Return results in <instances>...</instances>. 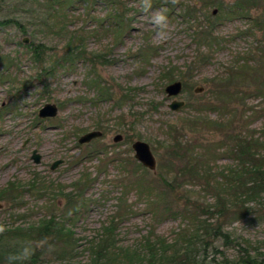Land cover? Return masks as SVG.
<instances>
[{
	"label": "rangeland",
	"instance_id": "rangeland-1",
	"mask_svg": "<svg viewBox=\"0 0 264 264\" xmlns=\"http://www.w3.org/2000/svg\"><path fill=\"white\" fill-rule=\"evenodd\" d=\"M207 1L133 0L120 15V8L110 0H0V24L14 22L0 25V190L15 181L35 184L25 189V204L20 209L11 210L8 202L0 201L2 230L8 226L26 229L54 215L60 221L70 219L67 227L82 250L105 223L118 217L119 237L124 244H134L153 229L159 236L172 238L184 227L180 218H173L166 210L168 204L177 206L179 197H183L179 210L184 209L187 198L202 206L215 203L216 193L204 180L184 183L178 193L163 183L170 170L178 173L184 166L175 160L168 166L171 152L161 144L166 140L165 125L183 127L196 108L208 104L219 107L222 94H213L216 83L211 79L229 69L238 57L249 53L259 56L264 46L260 49L261 32L250 31V19L228 17L216 22L221 15L216 3L223 2L228 9L234 0H213L215 6ZM261 3L264 5V1ZM259 6L250 11L252 18L263 12L264 7ZM186 7L195 8L196 14L191 16L196 21L182 16ZM157 13L166 17L161 26L153 22ZM209 22L215 23L219 46L200 49L194 31ZM61 25L66 26L65 32H61ZM75 33L83 39L78 46L83 45L87 53L106 54L105 65L93 68L83 61H76L72 67L60 65L69 49L67 35ZM33 42L47 45L43 64L35 63L30 56L28 47ZM198 50L212 55L211 62L194 69ZM250 59L251 65L257 64L256 56ZM39 74H43L42 81ZM258 75L247 74L244 82L228 89L249 95L245 105L225 96L224 109L205 113L211 122L228 118L231 131L206 123L181 133L184 140L193 141L197 152L210 150L212 168L222 170L234 165L224 147L232 144L229 136L264 137V98L255 94L261 82ZM94 79L104 90H110V98L98 100ZM179 81L183 84L181 94L168 97L165 88ZM200 87L203 91L197 93ZM128 92L130 97L121 101ZM173 101L185 105L173 111L169 107ZM48 103L57 105L58 115L39 118L40 109ZM232 110L237 118L230 117ZM99 121L102 129H98ZM92 131H102L103 136L88 144L78 142ZM117 135L123 136L121 142L114 141ZM136 141L150 146L157 163L155 170L136 159L132 148ZM34 150L41 155L40 164L31 159ZM98 152L102 155L93 159ZM100 158H118L124 165H103ZM58 161L60 164L52 169ZM183 179L190 181L188 176ZM161 195L168 200L163 201ZM256 207L254 216L230 220L226 227L234 241L230 247L224 246L223 240L215 242L227 256L233 257L247 246L264 251V206ZM86 259V253L79 257L81 261ZM48 264L57 263L52 260Z\"/></svg>",
	"mask_w": 264,
	"mask_h": 264
},
{
	"label": "trees",
	"instance_id": "trees-1",
	"mask_svg": "<svg viewBox=\"0 0 264 264\" xmlns=\"http://www.w3.org/2000/svg\"><path fill=\"white\" fill-rule=\"evenodd\" d=\"M130 1L133 0H128L127 3L122 0H110V3L120 8L122 13L119 14L124 15L128 10L125 5L130 3ZM261 1L264 0H234L228 6V9H226L223 2L216 3L221 12L216 22L228 17L250 19L253 24L250 31L258 30L261 32L263 38L260 41L261 49L264 46V10L258 18L250 16L251 10L261 7L259 5L264 7ZM206 3L214 5L215 1L210 0ZM186 10L187 12L184 9V15L182 16L191 21H196V18L191 16V13L196 14L195 8L191 7ZM117 18L122 17L118 16ZM12 22L9 20L2 22L0 25ZM214 26L215 23L212 22H209L206 26H196L193 36L200 49L205 47L211 50L219 46V38L216 36ZM65 29L66 26L61 25V32H65ZM67 36L70 37L68 42L69 49L67 54L64 55L65 58L61 60L62 63L60 65L62 67H72L76 61L89 63L93 68L97 64L105 65L106 54L87 53L83 45L78 46L83 40L78 33ZM28 49L35 63L43 64L45 62L47 49L45 43L33 42ZM258 54L259 56L249 53L245 57H238L229 69L217 73L211 79V82L216 83V89H214L213 94L215 96L216 94H222L220 97L222 103L219 107L209 106L208 104V107L196 108L194 114L184 120L186 125L183 127L165 125L166 140L161 144L171 152L168 158L170 160L167 161L170 163L168 166H172V160L182 162L184 166L180 168L178 173L170 170L165 176L163 183L169 189L178 193L182 184H194L191 180H204L207 188L216 193V200L213 205L202 206L187 198L184 209L179 210L177 207L178 203L183 201V197H179L175 201L177 206L173 207L172 204H168L169 206L166 210L173 218H180L184 227L175 232L172 238L159 236L155 234L153 229L134 244L123 243L119 237V225L116 222L118 217H113L102 226L98 235L89 241L82 250L80 249L82 246L77 243L78 241L72 239V231L67 227L68 224H71L70 219L60 221L61 218L51 215L45 220L28 225L26 229L23 227L10 228L8 226L7 228L5 227V230L0 231V264H48L52 260L57 264H264V251H262L261 247H241L237 255L229 257L221 248L215 245L217 240H223L224 246L230 247L234 242L231 234L226 231L230 220H242L245 217L254 216L256 214V206H264V137L229 136L228 138L230 141L232 140V144L224 145V147L232 156L231 160L234 165L222 170L212 168L213 161L208 148L197 152L198 147H194L192 140L186 141L181 137L184 129L195 130L193 129L194 127L196 128L199 124L206 123H213L211 125L213 127L226 128L231 131L232 128L229 127H232V122L228 118L220 120V122L219 120L211 122L207 118V114L213 110L220 111L224 109L226 105L225 96L226 99L228 97L237 98L242 105H245L249 95L244 93L243 90L237 91V89L229 92L228 89L244 82L247 79L245 78L247 74H259L257 78L259 79L260 77L261 82L259 81L260 86L255 94L264 98V52L261 51ZM255 56L258 60L256 61L257 66L251 65L252 60L250 57L254 58ZM211 57L212 55L198 50L197 61L195 65L194 63L192 64L195 66L194 69L202 68L209 64ZM192 70V67L188 69L189 79L191 78L190 72ZM47 73L50 74L49 71ZM47 73L45 75H48ZM169 76L170 73H167V78ZM38 77L42 81L43 74H39ZM168 80H171V78ZM93 83L95 88L98 89V100L102 101L111 97L110 90H104L101 82L94 79ZM129 97L128 92L123 95L121 101ZM1 114L2 111H0ZM230 115L232 119L237 118L235 110H232ZM97 124L99 127L100 121ZM216 152L212 153L213 157L216 156ZM95 155H93V159L99 158L102 152H98ZM101 161L103 165L123 162L118 158L108 159V161L101 159ZM120 165H124V163ZM186 176L190 178V181L184 182V179L182 180V177ZM86 182L87 180L84 179V184ZM28 186L22 182H10L8 187L0 190V201L8 202L11 205V210L20 209L25 204L23 202V196L27 192L25 189L30 190L35 187V184H28ZM77 186L79 189V184ZM146 191H150L151 194L155 192L154 189H146ZM140 192L143 193L142 191ZM166 197L168 196L161 195V198H164L163 201L168 200ZM70 198L72 197L70 196ZM129 210H131L130 207L127 212H130ZM75 213L77 214V212ZM20 217H25V215ZM261 218H264V213ZM1 227L0 225V229ZM41 243L44 244L40 246ZM82 253L87 254L85 261L79 260Z\"/></svg>",
	"mask_w": 264,
	"mask_h": 264
},
{
	"label": "water",
	"instance_id": "water-1",
	"mask_svg": "<svg viewBox=\"0 0 264 264\" xmlns=\"http://www.w3.org/2000/svg\"><path fill=\"white\" fill-rule=\"evenodd\" d=\"M170 1V0H167ZM217 10L214 11V14H216ZM24 43H28V40L25 39ZM183 90V84L181 82H175L169 86L166 87L165 92L168 95V97H177L181 94ZM203 88H198L197 89V93L198 92H202ZM185 105V103L183 101H173L169 107L171 110L173 111H178L180 110L183 106ZM59 113V109L57 107V105L53 104V103H48L46 104L40 111H39V118L41 119H48V118H55ZM102 135L101 132L98 131H92L89 132L85 135H83L82 137H80L79 139V143L80 144H88L90 143L92 140L100 137ZM118 139H120L121 137H117ZM133 149L135 151V157L136 159L146 168L150 169V170H155L156 169V159L150 149V146L142 141H137L136 143H134L133 145ZM32 160L34 161V163L36 164H40L41 163V155L38 153L37 150L33 151L32 154ZM61 161L56 162L53 166L52 169H55Z\"/></svg>",
	"mask_w": 264,
	"mask_h": 264
},
{
	"label": "clouds",
	"instance_id": "clouds-1",
	"mask_svg": "<svg viewBox=\"0 0 264 264\" xmlns=\"http://www.w3.org/2000/svg\"><path fill=\"white\" fill-rule=\"evenodd\" d=\"M157 26H161L166 22V17L162 13H157L154 16V21H153ZM2 231V229H0Z\"/></svg>",
	"mask_w": 264,
	"mask_h": 264
},
{
	"label": "flooded vegetation",
	"instance_id": "flooded-vegetation-1",
	"mask_svg": "<svg viewBox=\"0 0 264 264\" xmlns=\"http://www.w3.org/2000/svg\"><path fill=\"white\" fill-rule=\"evenodd\" d=\"M98 129H102V121L100 122V126H99ZM98 132H101L102 135H101L100 137L96 138V139H99V138H101V137L103 136V132H102V131H98ZM119 136L121 137L120 139L117 138V137H119ZM122 140H123V136H122V135H117V136L115 137V139H114L115 142H121Z\"/></svg>",
	"mask_w": 264,
	"mask_h": 264
}]
</instances>
